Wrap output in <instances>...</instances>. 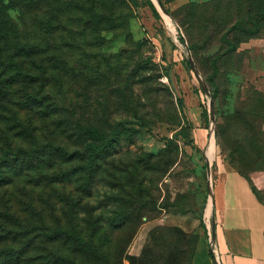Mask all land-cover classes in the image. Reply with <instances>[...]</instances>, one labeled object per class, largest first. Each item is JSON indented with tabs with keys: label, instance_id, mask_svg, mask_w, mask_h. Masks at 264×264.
I'll return each mask as SVG.
<instances>
[{
	"label": "rangeland",
	"instance_id": "obj_1",
	"mask_svg": "<svg viewBox=\"0 0 264 264\" xmlns=\"http://www.w3.org/2000/svg\"><path fill=\"white\" fill-rule=\"evenodd\" d=\"M2 1L0 151L57 149L0 185V234L12 232L0 254L21 253L17 264H192L212 230L221 159L264 200V0H160L168 12L157 0ZM24 89L42 101L30 105ZM18 121L35 139L16 135ZM84 125L109 134L89 173L79 171ZM58 228L72 237L48 236Z\"/></svg>",
	"mask_w": 264,
	"mask_h": 264
},
{
	"label": "crops",
	"instance_id": "obj_2",
	"mask_svg": "<svg viewBox=\"0 0 264 264\" xmlns=\"http://www.w3.org/2000/svg\"><path fill=\"white\" fill-rule=\"evenodd\" d=\"M212 194L213 245L206 235L196 264H264V200L249 180L223 159L217 161Z\"/></svg>",
	"mask_w": 264,
	"mask_h": 264
},
{
	"label": "trees",
	"instance_id": "obj_3",
	"mask_svg": "<svg viewBox=\"0 0 264 264\" xmlns=\"http://www.w3.org/2000/svg\"><path fill=\"white\" fill-rule=\"evenodd\" d=\"M95 1V0H93ZM150 4L153 6V3ZM3 6L4 2L0 0V16L3 13ZM186 7V4L181 6V8L184 9ZM1 18V17H0ZM29 74L24 73L21 69L19 70V76L27 77ZM28 85V84H25ZM24 93L27 97V103H35V102H41L42 96L39 95V92L31 93L29 90L24 89ZM215 93V92H214ZM5 90L0 86V100H2L5 97ZM180 103L182 105L183 101L180 100ZM31 105V104H30ZM21 130L18 135L19 137H24L25 135L34 138L35 135L31 131V128H29L27 125L21 124L20 121H18ZM80 132L87 138L85 150L83 152H80L79 154H87V161L85 164H83L82 169L79 171L85 172H91L99 158L103 155V150L106 149L109 141V134L104 129L95 126V125H84L80 127ZM34 141V140H33ZM57 149L53 145H48V149H46L45 146H30L29 148H23L18 147L17 149H14L12 146H8L7 148H3L2 151H0V185H6L7 183H10L12 177L14 175H24L29 170H35L37 167L42 166L44 163L45 165L49 164L51 161V154H54V150ZM47 154V155H45ZM62 154H67V152H62ZM71 154V153H69ZM71 157V156H70ZM32 162H35L33 165ZM12 167V168H11ZM237 169V168H236ZM15 170V173L13 172ZM241 174H243L250 182L254 192L259 196V193L255 186L253 185L251 179L248 175L243 173L241 170L237 169ZM69 178H71L72 172H69L66 174ZM79 177V175L77 176ZM10 178V180H9ZM260 197V196H259ZM9 217H12L10 214ZM17 222V221H16ZM18 223V222H17ZM3 234H0V239L4 240L5 235H10L9 233H12L10 230L4 228ZM15 232V236L18 237L19 235H26L23 234L24 230H13ZM53 232L50 234L49 237H53L54 235H64L66 237H72V232L69 230H63L62 228H58L55 230H52ZM78 237L83 242L82 248L85 250H91L93 248V245L89 242L84 241V238L81 236V234H78ZM76 237V238H78ZM199 245L194 250L193 257H192V264H196L197 262H200L201 260V253H200V246L203 243L201 238H199L198 241ZM202 242V243H201ZM21 253H14L12 254L11 251H7L4 254H0V264H17ZM208 255H211V252H209ZM14 262V263H13Z\"/></svg>",
	"mask_w": 264,
	"mask_h": 264
},
{
	"label": "water",
	"instance_id": "obj_4",
	"mask_svg": "<svg viewBox=\"0 0 264 264\" xmlns=\"http://www.w3.org/2000/svg\"><path fill=\"white\" fill-rule=\"evenodd\" d=\"M157 1H158V4H159L160 8H161L164 12H168L167 9L165 8V6L162 4V2H161L160 0H157ZM189 60H190V62H191V64H192V66H193V70H194V72H195V74H196V76H197L199 82L201 83V85H202L204 91L208 93V92H209V88H208L206 82L202 79V76H201V74H200L199 69L194 65V62H193V59H192L191 56L189 57ZM210 113H211V114H210L211 119L214 120V119H215V108H214L213 100L210 101ZM211 197H212V201H213V194H212V192H211ZM216 264H219V263H216Z\"/></svg>",
	"mask_w": 264,
	"mask_h": 264
},
{
	"label": "bare ground",
	"instance_id": "obj_5",
	"mask_svg": "<svg viewBox=\"0 0 264 264\" xmlns=\"http://www.w3.org/2000/svg\"><path fill=\"white\" fill-rule=\"evenodd\" d=\"M209 154H210L211 158L214 157V154H215V143H214V140H212V142H211L210 149H209ZM212 207H213V201H212V203L209 204V207H208V213L209 214H210V212L212 210Z\"/></svg>",
	"mask_w": 264,
	"mask_h": 264
},
{
	"label": "built area",
	"instance_id": "obj_6",
	"mask_svg": "<svg viewBox=\"0 0 264 264\" xmlns=\"http://www.w3.org/2000/svg\"><path fill=\"white\" fill-rule=\"evenodd\" d=\"M208 233H209V237H210V242H211V243H212V245H213V240H212V233H211V231H209ZM213 249H214V246H213Z\"/></svg>",
	"mask_w": 264,
	"mask_h": 264
}]
</instances>
